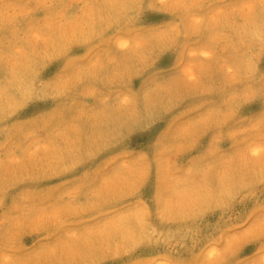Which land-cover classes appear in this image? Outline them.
<instances>
[{
	"label": "rangeland",
	"instance_id": "rangeland-1",
	"mask_svg": "<svg viewBox=\"0 0 264 264\" xmlns=\"http://www.w3.org/2000/svg\"><path fill=\"white\" fill-rule=\"evenodd\" d=\"M0 264H264V0H0Z\"/></svg>",
	"mask_w": 264,
	"mask_h": 264
}]
</instances>
